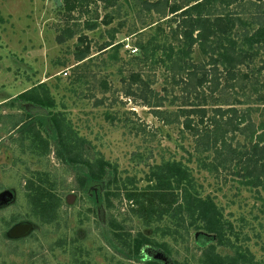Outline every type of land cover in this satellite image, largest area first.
<instances>
[{
  "label": "rangeland",
  "instance_id": "obj_1",
  "mask_svg": "<svg viewBox=\"0 0 264 264\" xmlns=\"http://www.w3.org/2000/svg\"><path fill=\"white\" fill-rule=\"evenodd\" d=\"M63 1L62 6L57 7V0H0V194H14L10 203L0 205V264H148L150 259L160 260L162 264H204L202 243L207 239L202 236L205 232L189 227L190 216L172 211L162 219L156 217L146 224L135 212L138 210L136 203L125 196L136 185L139 189L148 186L153 169L169 160L182 162L191 169L202 196L215 199L224 210L225 220L233 224L235 234L240 233L239 239L231 237L232 244L228 248L217 246L214 238L209 247L214 245L215 252L222 257L232 256L239 248L248 252L249 259L252 257L255 264H264V200L255 191L240 188L231 176L223 174L218 180L201 170L198 159L203 156L196 150V141L190 132L183 129L182 120L172 125L164 124L143 100L129 98L123 91L126 87L121 81L123 75L128 77L136 67L133 58L140 55L139 52L130 55V49L140 40L156 34L159 28L172 38L168 22L158 15L145 13L138 4L129 12L136 0H120L117 5L121 11L117 6L106 7L102 1L91 0L84 14L76 12L71 20L62 9ZM235 9L239 13L243 11L242 7ZM107 18L113 20L106 25ZM88 21L98 22L97 30H85ZM152 24L159 26L148 27ZM75 25L78 36L60 45L57 38L63 30L75 28ZM114 30L117 31L115 45H123L116 64L110 60L112 50L99 51L103 44L111 43ZM80 35L87 36L92 47L88 58L92 60L84 64L75 60ZM171 43L179 50L178 42L172 39ZM191 57L197 60L193 55ZM157 58L160 60L156 65L142 67L144 79L152 81L151 90L157 98H167L163 110L176 113L187 97L184 91L189 84L187 77L178 70H169L166 65H171L170 62L166 65L161 62L165 60L164 50ZM260 60L258 58L252 67H261ZM79 64L88 65L90 70L88 82L83 80V84L75 81L84 72L78 69ZM243 73L250 75V69L243 68ZM257 76L252 75L249 80L241 78L236 89L223 88L219 95L229 99V104H233L239 93H251L255 99L251 90ZM102 80L109 83L108 93H103ZM260 81L264 82V75ZM42 84L57 102L58 110L66 113L80 138L86 140L87 157L91 161L103 157L116 166L119 176L116 186L120 190L116 192L115 186L111 185V194L107 197L105 187L108 182L98 184L103 191L101 197L106 199L104 208L98 212L92 193L80 189L74 169L57 159L53 145L48 156L31 149L32 143L27 137H35V134L32 132L31 136L26 127H33L31 118L45 116L48 110L14 99L33 88L39 89ZM243 86H246L244 91L241 90ZM239 99L246 101L242 96ZM98 101L102 104H97ZM171 101L176 103L170 104ZM249 107L236 106L241 112ZM252 107L257 109L258 106ZM228 108L224 106V109ZM107 115L115 121L108 120ZM260 119V111L253 114V121L259 123ZM36 127L42 137H49L38 125ZM238 142H244L240 135L234 143ZM37 172L47 173L58 183L57 195L63 200L57 218L51 222L37 214L27 197L29 181ZM114 191L119 197L112 195ZM261 198L264 199V194ZM101 216L103 220L99 218ZM114 222L121 224L123 231H116ZM22 223L32 224L33 230L20 240L11 239L10 230ZM75 231H79V236ZM117 233L132 242L139 235H146L167 244L172 255L145 245L149 260L124 256L119 251L122 248L115 237Z\"/></svg>",
  "mask_w": 264,
  "mask_h": 264
},
{
  "label": "trees",
  "instance_id": "obj_2",
  "mask_svg": "<svg viewBox=\"0 0 264 264\" xmlns=\"http://www.w3.org/2000/svg\"><path fill=\"white\" fill-rule=\"evenodd\" d=\"M99 1L106 7L117 6L119 10L121 8L117 5L120 0ZM90 2L91 0H65L62 9L73 20L71 16L76 12L83 15ZM136 4L140 5L145 13L158 15L161 20H166L171 26L172 38L170 35L167 37V32L158 27L156 34L136 43L135 48L140 53L138 57L133 58L136 67L128 77L123 75L121 80L122 84L126 85L123 90L125 96L143 100L144 104L153 110L155 117L164 124L172 125L182 120L183 129L190 132L196 141V150L203 156L198 159L201 170L218 180L223 174L231 176L240 188L255 191L259 198L264 200L261 198L264 194V82L260 81V77L264 75V0H136L129 12L135 10ZM235 7H242L243 11L239 13ZM137 14L140 18L141 12L138 11ZM106 20L107 25L108 21L113 19ZM159 24L148 27H157ZM174 24L176 27L173 28ZM76 27L77 25L75 28L71 26L63 30L57 42L61 45L77 37ZM98 27V22H85L87 31L93 32ZM116 33V30L111 33V43H105L99 49L102 53L112 50L110 60L115 64L119 61V52L123 47L121 44L115 45ZM172 39L179 43V50L172 45ZM91 48L88 37L80 35L75 51L77 63L84 64L92 60L88 59ZM162 50L165 60L162 59L161 62L164 65L170 62L171 65L166 67L185 74L189 83L184 90L187 97L176 113L163 110L167 98H157L151 90L152 81L145 80L142 73V67L158 63L160 59L157 54ZM129 53L132 55L130 51ZM192 55L197 60L193 59ZM258 58H261L262 65L258 69L256 66L253 68L252 65ZM104 65L108 64L104 62ZM243 68L250 69V75L244 74ZM78 69L84 72L75 81L82 83L87 80L90 70L88 65L81 64ZM119 72L123 73L122 70ZM252 75H258L255 82L252 81L251 92L256 95L255 99L251 93H239L233 104H229V99L225 100L226 97L219 95L224 91L223 88L236 89L241 83V78L249 80ZM174 80L176 82L175 77ZM100 83L103 93H108L109 83L106 80ZM45 87L42 84L39 89L33 88L14 99L16 102H27L48 110L45 116L31 118L33 127H26L29 128V134H35V137H27L32 143L31 149L48 156L53 145L57 159L74 169L77 185L82 191L95 196V192H90V188L107 181V197L111 194V185L115 186L118 192L120 189L116 184L119 183V176L116 166L103 157L93 161L87 157L86 140L80 138L66 113L58 110L57 102ZM245 89L246 86L241 87L242 91ZM239 96L246 98V101H241ZM97 104L102 102L98 101ZM237 105L251 107L241 112L236 108ZM253 105H257V109H254ZM224 106L229 108L224 109ZM259 111L261 119L257 123L253 121V114ZM107 119L115 121L111 115H107ZM37 125L49 137H42L41 133L36 131ZM47 128H50L49 131ZM239 135L244 138V142L234 143ZM205 154L208 155L204 158ZM151 173L148 186L139 189L136 185L125 195L130 202L136 203L138 210L135 212L145 219L146 224L153 222L156 217L162 219L172 211L178 215L190 216L189 227L197 232H205L202 236L207 239L206 243H202L206 258L204 264H255L252 257L249 259V253L242 252V249L237 248L232 256L222 257L215 252L214 245L209 247L214 238L217 246L228 248L232 244L231 237L239 239L240 233L235 234L233 224L225 220L224 210L215 199L202 196L189 167L182 162L169 160L157 166ZM33 177L29 181L30 194H27V197L31 199L37 214L44 221L51 222L57 218V210L61 206V198L57 195L58 183L51 180L47 173L37 172ZM101 191L99 190V193ZM112 195L119 197L115 195V191ZM113 227L116 231H123L121 224L114 222ZM115 237L122 248L119 251L124 256H134L142 260L145 245L159 248L168 256L172 255L167 244L156 242L146 235H139L133 242L123 234L117 233ZM117 248L119 247L116 245L115 249ZM123 248L128 249V252ZM161 262L153 260L147 263L162 264Z\"/></svg>",
  "mask_w": 264,
  "mask_h": 264
},
{
  "label": "water",
  "instance_id": "obj_3",
  "mask_svg": "<svg viewBox=\"0 0 264 264\" xmlns=\"http://www.w3.org/2000/svg\"><path fill=\"white\" fill-rule=\"evenodd\" d=\"M62 6V2L61 0H57V7H61ZM32 107H27V109H30ZM14 197V194H12L11 192H4L2 194H0V205L3 204H8ZM33 230V225L32 224H28V223H22L19 224L15 227H13L10 232H9V237L11 239H20V238H24L26 236H28V234H30V232Z\"/></svg>",
  "mask_w": 264,
  "mask_h": 264
},
{
  "label": "flooded vegetation",
  "instance_id": "obj_4",
  "mask_svg": "<svg viewBox=\"0 0 264 264\" xmlns=\"http://www.w3.org/2000/svg\"><path fill=\"white\" fill-rule=\"evenodd\" d=\"M101 189V186H99V185H95V186H93V187H91L90 188V192L92 191V192H95V196L93 195L92 196V198H93V200H94V203H95V206H96V208H97V211L96 212H98L101 208H104V202L106 201V199L105 198H103V197H101L102 196V192L103 191H101V193H99V190ZM102 190V189H101ZM10 203V202H9ZM62 203H63V200H61V206H62ZM61 206L59 207L60 209H61ZM97 215H99L98 213H97ZM101 220H103V218H102V216L101 217H99ZM27 221H30V220H27ZM31 222V221H30ZM29 224V223H28ZM75 235L76 236H79V231H75ZM20 239H22V238H20ZM19 239V240H20ZM31 239V238H30ZM13 240H16V239H13ZM74 241H76V237H75V239H74ZM20 242V241H19ZM146 249L144 250L143 249V252H142V255H143V258H142V260H149L148 258H147V254H146ZM154 252V251H153ZM151 260V259H150ZM149 260V261H150ZM45 261V260H44ZM147 262V261H146ZM12 264H17V263H13L12 262ZM44 264H47V263H44Z\"/></svg>",
  "mask_w": 264,
  "mask_h": 264
},
{
  "label": "built area",
  "instance_id": "obj_5",
  "mask_svg": "<svg viewBox=\"0 0 264 264\" xmlns=\"http://www.w3.org/2000/svg\"><path fill=\"white\" fill-rule=\"evenodd\" d=\"M130 52L132 55H135L138 53V50L136 48H132V49H130Z\"/></svg>",
  "mask_w": 264,
  "mask_h": 264
},
{
  "label": "clouds",
  "instance_id": "obj_6",
  "mask_svg": "<svg viewBox=\"0 0 264 264\" xmlns=\"http://www.w3.org/2000/svg\"><path fill=\"white\" fill-rule=\"evenodd\" d=\"M135 48V47H134Z\"/></svg>",
  "mask_w": 264,
  "mask_h": 264
}]
</instances>
